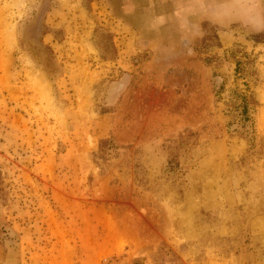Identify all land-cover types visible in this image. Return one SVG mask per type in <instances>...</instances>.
I'll use <instances>...</instances> for the list:
<instances>
[{
    "label": "rangeland",
    "instance_id": "obj_1",
    "mask_svg": "<svg viewBox=\"0 0 264 264\" xmlns=\"http://www.w3.org/2000/svg\"><path fill=\"white\" fill-rule=\"evenodd\" d=\"M257 34L264 0H0V264H264Z\"/></svg>",
    "mask_w": 264,
    "mask_h": 264
},
{
    "label": "trees",
    "instance_id": "obj_2",
    "mask_svg": "<svg viewBox=\"0 0 264 264\" xmlns=\"http://www.w3.org/2000/svg\"><path fill=\"white\" fill-rule=\"evenodd\" d=\"M261 36H262V34H257L256 36H253V40L255 42L264 41V40H261ZM238 65H239V62H237V68H236L237 72H238V69H239L238 68L239 67ZM249 101L250 100H249V97L248 96H246V95L243 96V105H242V113L243 114H246L247 113L248 105L250 103ZM252 102H254V100H252ZM107 143L111 144V142H108V140H101L100 154H102L104 152L105 144H107Z\"/></svg>",
    "mask_w": 264,
    "mask_h": 264
},
{
    "label": "crops",
    "instance_id": "obj_3",
    "mask_svg": "<svg viewBox=\"0 0 264 264\" xmlns=\"http://www.w3.org/2000/svg\"><path fill=\"white\" fill-rule=\"evenodd\" d=\"M147 1L152 2V0H147ZM200 1H201V0H200Z\"/></svg>",
    "mask_w": 264,
    "mask_h": 264
}]
</instances>
